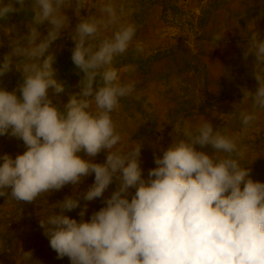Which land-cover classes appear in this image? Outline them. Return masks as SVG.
I'll return each instance as SVG.
<instances>
[{
    "label": "clouds",
    "instance_id": "clouds-1",
    "mask_svg": "<svg viewBox=\"0 0 264 264\" xmlns=\"http://www.w3.org/2000/svg\"><path fill=\"white\" fill-rule=\"evenodd\" d=\"M91 0H0V33L10 51L0 59V83L15 70L17 89L0 87V136L19 138L26 151L12 158L0 155V197L31 203L66 185H80L94 175L86 201L101 198L118 184L88 220L65 215L80 206L66 196L40 221L50 247L71 264H264V183L254 181L242 165V137L264 112V40L257 31L248 36L244 58L254 57L257 87H242L235 105L242 125L230 133L203 119L174 125V143L156 156V167L143 178L142 143L129 150L117 147L122 137L111 113L121 98L133 93L134 81L121 78L134 66L115 67L116 59L135 47L137 27L125 19L117 0H97L93 14L81 15ZM77 18L74 28L67 10ZM29 16L27 31L5 27L12 14ZM48 25L41 37V26ZM74 42L72 62L81 75L80 91L66 104L53 96L65 92L56 79L50 51L62 33ZM217 34L214 47L223 39ZM0 47L3 39L0 38ZM52 91V96L49 94ZM211 146L210 155L198 150ZM106 153L103 163L83 159ZM135 187L129 199L128 190ZM85 209L80 212L83 217ZM31 252H24L30 261Z\"/></svg>",
    "mask_w": 264,
    "mask_h": 264
},
{
    "label": "rangeland",
    "instance_id": "rangeland-1",
    "mask_svg": "<svg viewBox=\"0 0 264 264\" xmlns=\"http://www.w3.org/2000/svg\"><path fill=\"white\" fill-rule=\"evenodd\" d=\"M126 13L125 19L137 27L135 41L143 46L137 53L135 47L118 57L117 69L132 65V73L121 72L123 80L135 82L132 94L121 98L118 109L111 113L122 140L117 147L129 150L142 143L140 166L143 178L156 167V156L174 143V125L188 122L192 125L209 120L214 127L238 133L241 123L235 105L242 99V87L255 90L257 82L253 71L254 57L244 58L245 46L252 31L264 40V0H117ZM97 0H91L81 15L93 14ZM74 28L77 21L73 10H67ZM29 16L23 12L12 14L5 27L15 26L20 34L27 31ZM48 25L41 26V37L47 34ZM66 30L50 49L56 56L53 64L56 79L64 82L65 92L54 102L66 104L70 96L80 91L77 86L81 75L72 62L74 42ZM224 34L214 47L213 38ZM3 47L0 59L10 51L9 38L0 33ZM21 73L15 70L5 75L0 83L9 91L18 88ZM50 96L52 91L49 90ZM244 155L241 163L251 169L254 181L264 183V112L242 137ZM198 150L213 153L211 146ZM26 151L19 138L0 136V155L12 158ZM83 159L103 163L106 153L101 151L90 158L83 151ZM78 185H66L31 203H24L8 196L0 197V264H71L68 257L59 258L50 247L40 221L59 213L58 202L66 196H77L80 206L65 212L70 218L88 220L104 207L105 200L116 190L114 182L101 198L86 201L84 194L94 182V175L82 178ZM135 187L128 190L129 199ZM83 217L80 212L85 209ZM24 252H31V260L24 259Z\"/></svg>",
    "mask_w": 264,
    "mask_h": 264
}]
</instances>
